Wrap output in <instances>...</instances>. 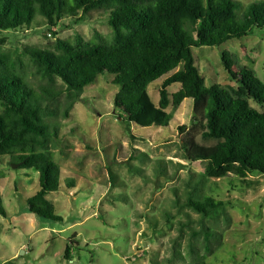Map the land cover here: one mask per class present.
I'll return each mask as SVG.
<instances>
[{"label": "trees", "instance_id": "16d2710c", "mask_svg": "<svg viewBox=\"0 0 264 264\" xmlns=\"http://www.w3.org/2000/svg\"><path fill=\"white\" fill-rule=\"evenodd\" d=\"M94 11L108 20L110 36L96 31L86 40L77 33L73 39L58 38L53 48L24 44L14 53L0 52V158L9 156L20 168L39 172L41 189L28 198L31 213L63 220L48 198L61 189L55 144L62 120L71 117L85 88L103 73L115 74L114 83L120 86L114 99L120 117L142 127L170 126L174 116L168 108L194 100V118L206 127L203 137L216 140L204 145L195 134L183 138L188 157L205 162L201 180L234 176L249 187L250 176L264 175V110L253 105L264 107V82L251 68L236 69L231 54L223 51L224 67L237 86L216 80L208 85L194 53L195 47L221 46L264 29V0L246 6L235 0H0V46L10 35L30 30L47 28L57 35L53 28L65 19L80 23ZM26 59L46 84L34 85ZM167 75L156 104L149 87ZM175 83L181 88L170 94ZM76 183L71 177L66 186L72 189ZM175 204L209 218L224 210L226 202L195 186L184 202L178 198ZM0 213L8 215L1 192ZM170 215L166 213L167 220ZM186 215L167 263L190 258L192 264H209L193 240L186 253L181 249L186 228L192 227V217ZM202 230L211 231L206 226ZM65 257L73 258L70 245Z\"/></svg>", "mask_w": 264, "mask_h": 264}, {"label": "rangeland", "instance_id": "374dc122", "mask_svg": "<svg viewBox=\"0 0 264 264\" xmlns=\"http://www.w3.org/2000/svg\"><path fill=\"white\" fill-rule=\"evenodd\" d=\"M235 1L246 6L257 0ZM53 30L58 34L47 28L12 34L0 52L14 53L24 44L53 48L58 38L73 39L77 33L86 40L96 31L104 36L112 33L101 11L80 23L65 19ZM223 51L231 54L236 69L251 68L264 82V29L221 46L194 48L208 85L216 80L225 87H236L224 67ZM25 61L34 85L46 84V79L33 74L31 61ZM168 76L149 87L156 104ZM115 77L99 75L85 88L71 117L62 120L54 148L62 169L61 189L48 195L62 221L29 211L28 198L41 189L39 172L20 168L9 156L0 158V192L8 212L7 216L0 213V264H153V260L168 264L179 221L189 219L187 212L192 227L186 228L187 236L181 241L184 253L191 239L207 254L209 264H264V175L250 176L253 184L249 187L234 176L201 180L205 162L188 157L183 138L192 133L204 145L216 140L203 137L206 127L194 118V100L187 98L180 106L168 108L174 116L170 126L142 127L120 117L114 105L120 89ZM180 88L175 83L169 92ZM71 177L77 183L69 189L66 181ZM195 186L224 200L225 209L203 218L186 206L178 207L176 199L184 202ZM203 226L211 231L203 233ZM68 245L72 259L65 257ZM174 264L192 262L189 258Z\"/></svg>", "mask_w": 264, "mask_h": 264}]
</instances>
